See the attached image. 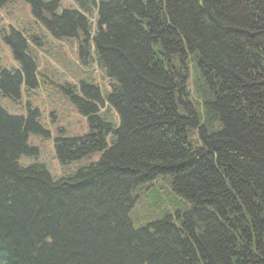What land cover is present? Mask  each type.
<instances>
[{"label": "trees", "instance_id": "obj_1", "mask_svg": "<svg viewBox=\"0 0 264 264\" xmlns=\"http://www.w3.org/2000/svg\"><path fill=\"white\" fill-rule=\"evenodd\" d=\"M27 1L109 88L58 85L86 130L54 138L56 177L40 108L0 103V264H264V0ZM19 17L0 27L17 63L0 97L21 104L55 42Z\"/></svg>", "mask_w": 264, "mask_h": 264}, {"label": "rangeland", "instance_id": "obj_2", "mask_svg": "<svg viewBox=\"0 0 264 264\" xmlns=\"http://www.w3.org/2000/svg\"><path fill=\"white\" fill-rule=\"evenodd\" d=\"M60 3V10L64 7L73 6L70 0H61ZM8 6L9 8H6L0 13L2 18L5 17L3 21L1 18L0 27L2 26L6 30V24L8 22L10 26H15L12 19L20 15L19 20L23 25H25L27 21H32L27 26L31 28L33 34L42 37L43 45L46 41L50 46L55 42V44L47 50L40 48L36 51L38 71L41 73V80L38 79L40 87L35 91H23L21 104L9 97H0V103L9 113L24 116L28 113V108L26 106L27 102L31 107L35 104L40 108L41 122L49 131L51 139L34 137L36 138L35 145H40L41 148L48 152V157L44 158V162L51 174L56 177L61 173L62 168L57 160L52 157L54 138L64 135L65 132L67 135H73L82 133L86 130L85 118L73 109V104L70 99L58 85L63 86L66 81L76 82L79 78L89 77L90 75L99 87L107 89L108 80L103 79V74L95 63H83L82 57H80L78 50H76V42L53 39L47 34L44 28L29 15L30 6L28 1L14 0L10 2ZM91 21L93 22V20ZM6 33L5 31V34ZM9 52L8 47L2 42V37L0 35V63L7 68L15 67L17 63L13 60ZM61 128L64 130L63 134L60 132ZM153 209L154 207L150 201L143 197L141 201L135 204L130 212V217L134 225L139 226L143 223L153 214Z\"/></svg>", "mask_w": 264, "mask_h": 264}]
</instances>
